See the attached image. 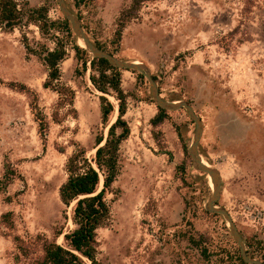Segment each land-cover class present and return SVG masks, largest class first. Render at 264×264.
<instances>
[{
  "label": "rangeland",
  "instance_id": "1",
  "mask_svg": "<svg viewBox=\"0 0 264 264\" xmlns=\"http://www.w3.org/2000/svg\"><path fill=\"white\" fill-rule=\"evenodd\" d=\"M65 1L93 43L144 64L164 99L193 107L203 126L199 153L220 173L215 204L231 214L247 252L264 262V0ZM15 2L20 22L0 26V180L11 177L0 183V264H38L41 237L74 227L71 206L59 198L66 160L78 144L94 155L118 100L92 85L72 29L49 26L63 18L56 0ZM57 38L66 55L55 84L73 90L70 103L43 86L44 49ZM117 69L129 134L105 192L109 219L96 229L101 264H248L226 219L205 209L212 190L188 153L193 120L184 108L159 107L144 75ZM99 95L113 105L106 121ZM56 242L64 245L62 234Z\"/></svg>",
  "mask_w": 264,
  "mask_h": 264
},
{
  "label": "trees",
  "instance_id": "2",
  "mask_svg": "<svg viewBox=\"0 0 264 264\" xmlns=\"http://www.w3.org/2000/svg\"><path fill=\"white\" fill-rule=\"evenodd\" d=\"M81 1L75 0L78 5ZM39 11L40 9H32V12ZM129 12L128 8L122 12L121 17H127ZM33 18L40 20L42 17ZM20 20L21 15L15 0H0V26L5 30H12ZM54 24L57 30L71 35L70 23L65 17L52 21L49 26H54ZM56 40L55 48L44 49L43 59L48 67V74L43 86L54 89L64 101H68L70 98V103L74 97L73 90L65 85L55 84L60 77L59 63L66 55L62 40L59 38ZM94 43L97 47L113 54L111 50ZM73 48L78 59L83 62V70L86 62L89 61L92 70L89 80L94 88L102 94L111 92L114 94L118 100V115L115 121L109 125L107 135L96 137L93 146L95 151L92 157L86 156V149L80 144L68 156L65 163L67 178L59 187V198L66 207L71 206L70 219L74 227L65 233L61 230L56 231L52 239L41 237L42 255L38 264H101L97 258L96 229L109 219L110 211L105 200V192L109 190L118 175L119 146L129 134V127L123 118L127 103L126 95L120 86L119 70L105 58L88 57L85 49L76 43ZM77 72L81 73L79 69ZM99 100L101 117L103 121H106L108 115L113 111V105L104 95H99ZM163 114L164 111L160 108V114L153 120L161 121ZM39 123L40 132L44 135L42 120ZM9 171L11 172L10 169ZM10 180L11 177L5 174L0 180V183L3 184L2 187H6ZM61 234L64 245L56 242V237Z\"/></svg>",
  "mask_w": 264,
  "mask_h": 264
},
{
  "label": "water",
  "instance_id": "3",
  "mask_svg": "<svg viewBox=\"0 0 264 264\" xmlns=\"http://www.w3.org/2000/svg\"><path fill=\"white\" fill-rule=\"evenodd\" d=\"M58 4V8L60 13L63 17H65L71 26V29L77 39L83 42V47L85 50H87L93 58H105L107 59L113 66L121 69H131L136 70L142 75H144L148 81L150 91L152 94L153 99L157 103V105L163 109L166 110H177L184 108L190 118L193 120L195 124V130L193 134V139L191 141V144L188 148V153L191 157V162L195 170L206 174V176L209 178L210 181V187H211V194L209 198L207 199L205 203V209L211 213H217L222 215L230 228V232L232 234V237L235 241V243L238 245L240 249V254L245 263L248 264H264V262L256 257H253L251 254L247 252L246 245L244 243V240L239 233V230L237 228V225L235 224L234 220L232 219L231 214L223 207L217 206L215 203L219 200L220 194H221V178L220 173L217 169L212 167L209 163L203 160L202 156L199 153L198 150V142L202 135V121L200 117L196 114L193 107L187 102V101H170L167 99H164L158 89L156 81L153 79L152 74L147 66H145L142 63H137L134 61H125L122 60L113 54L105 51L104 49H101L97 47L93 41L90 39L86 31L83 29L80 20L78 17L71 11V9L68 7L65 0H56Z\"/></svg>",
  "mask_w": 264,
  "mask_h": 264
},
{
  "label": "bare ground",
  "instance_id": "4",
  "mask_svg": "<svg viewBox=\"0 0 264 264\" xmlns=\"http://www.w3.org/2000/svg\"><path fill=\"white\" fill-rule=\"evenodd\" d=\"M79 43H80V45H81V46H83V47H84L82 40H80V42H79ZM204 161H205V160H204Z\"/></svg>",
  "mask_w": 264,
  "mask_h": 264
}]
</instances>
